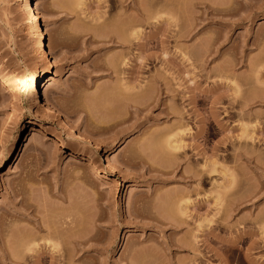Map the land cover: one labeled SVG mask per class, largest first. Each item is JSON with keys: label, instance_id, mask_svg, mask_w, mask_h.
Instances as JSON below:
<instances>
[{"label": "rangeland", "instance_id": "1", "mask_svg": "<svg viewBox=\"0 0 264 264\" xmlns=\"http://www.w3.org/2000/svg\"><path fill=\"white\" fill-rule=\"evenodd\" d=\"M31 1L56 67L28 97L0 80V264H69L73 254L70 264H264V0H160L156 15L140 10L147 19L130 0ZM26 3L0 0L8 84L48 67L25 25ZM169 139L182 147L170 151ZM21 208L53 227L62 263H36L21 249L43 242L38 222L15 220ZM8 252L31 262H10Z\"/></svg>", "mask_w": 264, "mask_h": 264}, {"label": "bare ground", "instance_id": "2", "mask_svg": "<svg viewBox=\"0 0 264 264\" xmlns=\"http://www.w3.org/2000/svg\"><path fill=\"white\" fill-rule=\"evenodd\" d=\"M131 2H132V4L131 5H140L139 7H136L137 8V10L140 12V14L143 16V13L146 11V12H152V13H148V15L149 16H151L153 13H155V11H156V7H158V10H159V5L161 4L159 1L160 0H158V2H157V0H154L155 2H157V4H158V6L155 4V3H153L154 1H152V3L153 4H155V7H154V9H152L151 11H148V10H145V9H141V7L143 6L142 4L143 3H141V1L142 2H144L145 0H130ZM119 2V1H118ZM122 3H123V1H121ZM160 3V4H159ZM120 5H121V3H119ZM124 4V3H123ZM125 5H127V4H125ZM121 6H123V5H121ZM120 6V8H122ZM154 6V5H153ZM126 7V6H125ZM36 3H33L31 0H27V3L25 4V6H24V12H25V25H26V27H27V29L29 30V32L31 33V35H32V38H33V48L35 49V51H36V55H37V57L41 60V61H44V62H46L47 64H48V67H47V69L45 70V72L43 73V75H42V77L39 79V77H36L35 75H30V76H27V77H24V78H19V79H17V80H15L12 84H8V81H5L4 80V78L0 75V80L1 81H3L6 85H7V87H8V91L9 92H13V95L15 96V97H20V96H32V95H34V93L36 92V89L38 88V87H41V86H43V85H46V84H48L49 82H50V80H51V76H52V70L56 67V59L55 58H53L52 56H50V54H49V52H48V49H47V47L45 46V43H44V38H43V35H42V30H41V28H40V25H39V23H38V15H37V13H36ZM135 8V9H136ZM140 10H144V12L143 11H140ZM157 10V11H158ZM157 11H156V14H157ZM145 12V13H146ZM144 13V14H145ZM137 15L138 17L139 16H141V15ZM156 14H153V15H156ZM142 16L140 17V18H142ZM144 17H145V19H147V18H149V17H147L146 16V14L144 15ZM144 17H143V19H144ZM147 17V18H146ZM144 19V20H145ZM140 22V21H139ZM138 22V23H139ZM135 34V33H134ZM138 33L136 32V34L135 35H137ZM134 35V36H135ZM136 37V36H135ZM134 38V37H133ZM138 38V36L136 37V38H134V39H137ZM120 40V42H118L119 44L121 43V41H123L124 39H119ZM118 40V41H119ZM126 41V39L124 40V42ZM128 41V40H127ZM126 41V42H127ZM124 42H122V44L124 43ZM125 42V43H126ZM115 43H117V41L115 42ZM117 43V44H118ZM121 44V45H122ZM138 64H140V66H138L139 68L141 67V64L142 63H138ZM110 66H111V64H110ZM112 66H115V65H113L112 64ZM143 66V65H142ZM142 69H143V67H142ZM140 70H141V68H140ZM141 72V71H140ZM138 73V75H139V71L137 72ZM142 73V72H141ZM139 77V76H138ZM262 81V80H261ZM260 81V82H261ZM259 82V83H260ZM262 84H264V82H262ZM261 83L259 84V87H262V86H264V85H262ZM261 85V86H260ZM138 87V86H137ZM139 87H140V89H139ZM138 88H136L137 90H135V93H140L141 91H138V89L139 90H141V86H139ZM131 88V87H130ZM262 89V88H261ZM128 90H130V89H128ZM131 90H133L132 88H131ZM264 90V88L262 89V91ZM137 91V92H136ZM15 112L12 110V114H14ZM11 114V115H12ZM262 128H263V126H262ZM262 128H261V130H262ZM245 129V127L243 128V130ZM264 129V128H263ZM245 131V133H246V129L244 130ZM259 132H260V130H259ZM263 132H264V130H263ZM244 132H243V134H245ZM262 133V132H261ZM260 133V134H261ZM242 134V135H243ZM247 135H248V137L246 138V139H250V136H249V134L247 133ZM251 135V137H252V133L250 134ZM261 136V138H263L264 139V137L262 136V135H260ZM244 137V136H243ZM245 138V137H244ZM179 140H180V138H178ZM255 138H254V136H253V139L252 140H254ZM168 140V139H167ZM256 140H258V139H256ZM259 140H260V138H259ZM251 141V140H250ZM261 141V140H260ZM259 141V142H260ZM264 141V140H263ZM261 142L260 144H262V143H264V142ZM168 142V143H167ZM179 141L177 140V139H169V141H166V147L168 148L169 147V149H170V151H173V152H175L176 150L178 151L182 146H181V144H179L178 143ZM52 143H53V145H54V147L55 148H57L59 151H65V148H64V146L63 145H61L60 143H57V142H55L54 140H52ZM178 143V144H177ZM254 143H256L255 141H254ZM253 143V144H254ZM168 145V146H167ZM18 146H19V143H18ZM263 152V151H262ZM262 152H260V153H262ZM260 153H259V160H260V158H261V160H263L264 159V155L263 156H261L260 157ZM262 154H264V152L262 153ZM20 156H22V147H20L19 148V150H18V152L16 153V158H18V157H20ZM103 158H104V160H103V163H104V169L107 171V172H114L115 170H114V167L112 166V163H111V161H110V159L109 158H107L106 156H104L103 155ZM257 159V158H256ZM260 160V161H261ZM264 161V160H263ZM85 165H87V164H85V163H80V165H79V167H84ZM260 165V164H259ZM264 165V164H263ZM262 165V166H263ZM261 166V165H260ZM260 166H258L256 169H258ZM261 166V167H262ZM263 168V170H264V167H262ZM260 169V168H259ZM259 169H258V171H259ZM260 170H262V169H260ZM262 170V171H263ZM89 171L90 172H94L95 174H96V176L97 177H103V176H105V175H107V173L106 172H104V171H99L94 165H90L89 166ZM259 172H261V171H259ZM222 175H224V172H223V174ZM261 175L264 177V172H261ZM258 178H259V175H258ZM261 180V179H260ZM261 184H263V181L261 182ZM262 187V186H261ZM16 194V193H15ZM15 194L13 193V196H15ZM177 194V193H176ZM180 193H178L177 195H179ZM176 195V196H177ZM182 196H184L183 194H181ZM181 195H179L180 197H181ZM173 196L175 197V195H172V198H173ZM171 198V199H172ZM175 198H177V197H175ZM174 198V199H175ZM178 199V201L180 200L179 199V197L177 198ZM182 199V198H181ZM188 200V199H187ZM176 201V200H175ZM175 201H173V200H171V202L172 203H176ZM189 201H183V203L181 202V205H178L179 206V208H178V206H177V208L179 209L178 211L181 213V215L183 214V213H187L186 212V209L185 208H187L188 207V204L190 203H188ZM19 203V202H18ZM20 204V203H19ZM28 205V204H27ZM176 205V204H175ZM21 207H24V205L23 206H21ZM20 207L18 206V209H19ZM28 208V207H27ZM68 208V207H67ZM67 208H65V210H67ZM13 209V208H12ZM15 209V208H14ZM23 208H21V211H16V213H15V215L18 217V219H15V220H20V221H24L25 222V224L26 223H32V222H38V220L36 221V220H33L32 218H33V216L34 215H32V218L30 217L31 215L30 214H28V213H26V211L24 210H22ZM25 209H26V206H25ZM181 209H183V210H185V211H183V210H181ZM11 210V209H10ZM16 210V209H15ZM20 210V209H19ZM62 211L64 210V209H61ZM183 211V212H181V211ZM14 211V210H13ZM23 211V212H22ZM28 212V211H27ZM64 212V211H63ZM9 213H12V211L11 212H9ZM185 214H183V215H185ZM14 215V213H12V217L13 218H17L16 216ZM7 216V215H6ZM261 217H262V215H260ZM8 217V216H7ZM36 217V216H35ZM259 218V217H258ZM12 221H13V219H12ZM43 221H45V220H43ZM172 221H173V223H172ZM175 221V222H174ZM176 221L177 220H171L170 221V225L169 226H171V227H173V226H178V224L176 223ZM259 222L258 223H260V227L258 228V234H259V239H258V247H257V249H259V253H262V249L264 248L263 246H264V220L263 219H259L258 220ZM13 222H15V221H13ZM23 222V223H24ZM40 222V223H39ZM38 223H37V228L34 226V224L32 223V226H33V231L37 234V235H35L34 237H35V240L37 241V240H41L40 241V243H41V247L39 246V250H37L36 249V246L37 245H34V247H33V249H34V251L31 249H29V248H32V247H29L28 248V246H27V249H26V247H23V248H21L22 247V245L21 246H19L21 249H24V251H26V252H28V250L30 251L29 253L31 254V256H29V257H31V259H32V254H33V259L34 260H36L37 262L36 263H38L39 261V259H38V257L40 256V257H43L44 258V256H42V255H45V257H46V255H47V257L46 258H49V260H52V261H56L57 263L58 262H61L62 263V261L64 260V255L62 256V254H64V251L62 252V254H61V251H60V249L61 248H63V246L61 245V244H59V246L61 245L62 247L61 248H59V247H57V245H58V243L56 244V242H54L53 240H52V236L55 234V233H53L52 234V231L54 230L53 229V227H50V225L49 224H47L46 223V225L45 224H43L42 223V219H41V221H39ZM74 222V221H73ZM75 222H76V220H75ZM177 222H179V221H177ZM42 223V224H41ZM52 224V223H51ZM73 224L74 223H72L71 222V225L72 226H68V227H70V228H72L73 227ZM23 226H24V224H22ZM22 225H20L21 227H22ZM27 225L28 224H26L25 226L27 227ZM49 225V226H48ZM1 226V225H0ZM52 226V225H51ZM62 226V225H61ZM74 226H75V224H74ZM77 226V225H76ZM2 227V226H1ZM21 227H17V232L19 233V231H20V233H22V231H21ZM34 227L36 228V231H35V229H34ZM56 227H58V226H55V228ZM23 228V230L25 229V227H22ZM63 228V227H62ZM175 228V227H174ZM53 229V230H52ZM57 229L58 228H56V231H57ZM64 229H66V227L64 228ZM67 229H69V228H67ZM26 230V229H25ZM24 230V231H25ZM60 230H61V228H60ZM23 231V232H24ZM29 231V230H28ZM55 231V230H54ZM2 232V231H1ZM27 232V231H26ZM30 232V234L32 233L31 231H29ZM29 232H28V235H29ZM61 232V231H60ZM34 233V234H35ZM56 233H58V231L56 232ZM19 235V234H18ZM56 235H58V234H56ZM25 236H27V234L25 235ZM32 236H33V233H32ZM55 236V235H54ZM53 236V237H54ZM20 237V236H19ZM22 237H23V235H22ZM21 237V238H22ZM20 238V239H21ZM81 238H83V237H80V239H79V236L77 235V237H75L74 238V240H70L71 242L72 241H74L73 242V244H75V246H73V252L74 253H76V252H78L79 251V249H81L82 248V242H83V246H84V241H82L81 240ZM24 240H25V237L23 238ZM28 239H29V236H28ZM31 239V238H30ZM58 239V237L55 239V240H57ZM73 239V238H72ZM18 240H19V238H18ZM33 240V239H32ZM60 240H62V238L60 239ZM69 240V239H68ZM68 240H67V243H68V245H70V241L68 242ZM20 241H22V240H20ZM19 241V242H20ZM34 241V240H33ZM35 241V242H36ZM58 241V240H57ZM18 242V243H19ZM29 243L31 242V240L30 241H28ZM27 241L25 242V243H28ZM59 243H60V241H58ZM86 242V241H85ZM24 242H22V244H23ZM40 243H38V244H40ZM61 243H62V241H61ZM34 244V243H33ZM36 244V243H35ZM27 245V244H26ZM72 245V244H71ZM257 245V244H256ZM29 246H31L30 244H29ZM81 246V248H79ZM74 247H76V249L74 248ZM35 249H36V251H35ZM75 249V250H74ZM63 250H64V248H63ZM31 251H33V253L31 252ZM76 251V252H75ZM81 251H83L82 249H81ZM34 252H35V255H34ZM80 252V251H79ZM264 252V251H263ZM11 254V255H14V253H12V252H8V253H6L7 255H5L6 256V258L8 257V254ZM9 254V258H7V259H11L10 257H12V259H16L14 256H11ZM30 254H28V255H30ZM72 252H71V256H72ZM77 254V253H76ZM4 255V254H3ZM17 256H18V254H16ZM24 255V254H23ZM22 254L20 255L19 254V256H18V262L20 261V262H22V261H25L26 259L29 261V262H31V260H29L28 258H26V255L25 256H23ZM78 255L79 254H77V256L75 257V258H78L79 259V257H80V255H79V257H78ZM263 255V254H262ZM262 255H261V258H259V259H262ZM23 256V257H22ZM67 256V255H66ZM65 256V257H66ZM23 259H25V260H22V258ZM70 257V256H69ZM73 257H74V254H73ZM73 257H71L70 259H68V261L67 262H69V260H70V263H72V259H73ZM260 257V256H259ZM263 257H264V255H263ZM1 258V257H0ZM2 258H4V257H2ZM1 258V259H2ZM68 258V257H67ZM67 258H66V260H67ZM74 258V259H75ZM264 259V258H263ZM262 259V260H263ZM26 260V261H27ZM44 260H45V258H44ZM44 260H42V261H44ZM52 261H50V262H52ZM75 261V260H74ZM77 261V260H76ZM4 262H5V260H4ZM10 262H11V260H10ZM55 262V263H56ZM259 262H260V260H259ZM258 262V263H259ZM11 263H13L14 264V262H11ZM23 264H28L27 262H22ZM40 263V262H39ZM38 263V264H39ZM44 263V262H43ZM64 263V262H63ZM69 263V264H70ZM260 263H263V261L262 262H260ZM16 264V263H15Z\"/></svg>", "mask_w": 264, "mask_h": 264}]
</instances>
